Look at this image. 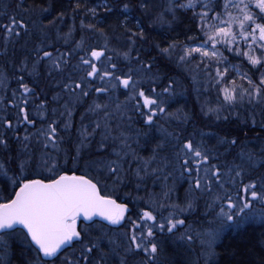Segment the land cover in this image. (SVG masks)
<instances>
[{
    "label": "snow or ice",
    "instance_id": "snow-or-ice-1",
    "mask_svg": "<svg viewBox=\"0 0 264 264\" xmlns=\"http://www.w3.org/2000/svg\"><path fill=\"white\" fill-rule=\"evenodd\" d=\"M13 2L0 6V264H163L168 244L179 264H218L226 232L264 226V0ZM78 13L102 44L75 40ZM173 70L208 131L173 110Z\"/></svg>",
    "mask_w": 264,
    "mask_h": 264
},
{
    "label": "trees",
    "instance_id": "trees-1",
    "mask_svg": "<svg viewBox=\"0 0 264 264\" xmlns=\"http://www.w3.org/2000/svg\"><path fill=\"white\" fill-rule=\"evenodd\" d=\"M31 2L32 0H29V3ZM37 2H40V0H37ZM74 2L75 0H51L53 7L56 8L57 10H63L64 8H67L70 3H74ZM115 2L116 0H113V3ZM5 3L12 4V7L14 8L13 0H0V6H3V4ZM90 5L91 4L89 3V6ZM44 6L47 7V0H45ZM11 10L12 9L10 8L9 11ZM102 12L103 11H101V13ZM53 15H55V13H53ZM116 18H117L116 15H107L105 19L106 20L105 23L107 22L114 23L116 21ZM80 19H83L82 13L77 14L76 21H75L76 33L74 34V38L77 41L81 37L79 34L80 28L78 26ZM3 22L6 23L7 21L4 20ZM44 23H47V20H45ZM72 24H73V21L71 19V13L69 10V16L66 18L65 23L59 26L61 33L62 34L67 33L69 30V27H71ZM180 31H181L180 28H176L175 35L179 33ZM85 32L88 33L90 36L91 32H88V31H85ZM152 36H154L157 40L170 38L167 35L161 36L159 32H153ZM53 39H55L54 32H53ZM102 43L103 42H101L100 44ZM61 44H62V41L57 43L56 46L61 47ZM66 47L67 46L61 47V50L62 51L65 50ZM17 55L19 58H22V55L19 52L17 53ZM0 67H8L9 71L11 72V66L4 64V58H0ZM39 73L40 75L37 77H34V79L40 80L41 88L44 89L45 92H47L48 94L47 98L50 100L51 96L54 95L56 91H58V87L55 83V80H50L48 78V70L45 65H42L40 67ZM170 74L177 75L180 80H186L185 75L182 73H179L178 70H173V72H171ZM56 79H59V77H56ZM10 87L15 88L17 87V85L13 82L10 85ZM189 89H192V90H190L189 92L188 90L187 91L185 90V97L180 99L178 104L173 105V110L181 106H183L185 110H192L193 112L197 113V117H196L197 126L200 128H203L205 131H208L209 129L205 127V124L210 123V121L208 120V118L201 119V117L199 116V104L196 101V95L193 94L194 91L192 87H189ZM38 93H39V90H38ZM121 99H123V96H121ZM37 103H39V101H37ZM77 174H80V173H77ZM186 188H187L186 184L183 185V188L178 187L177 194L181 198H183L184 189ZM128 190L130 189H126V191ZM155 191L159 192L160 189L156 188ZM199 211L201 213L204 211L202 206L199 209ZM198 218L199 217L197 216H193L192 219L194 221ZM173 248L174 246L172 244H168L165 246V251L161 254V257H160L161 260L163 261V264H174V262L172 261L174 259H177L176 253L177 252L179 253L180 251H176L175 253L171 252L167 254L168 250H172ZM217 252L220 253V256L218 257V264H261V261H264V228L259 223H251V224L241 225L239 229H233L229 232H226L217 244ZM134 259H140V257H137ZM181 260L183 259L180 258L179 262ZM179 262L177 264H179Z\"/></svg>",
    "mask_w": 264,
    "mask_h": 264
},
{
    "label": "bare ground",
    "instance_id": "bare-ground-1",
    "mask_svg": "<svg viewBox=\"0 0 264 264\" xmlns=\"http://www.w3.org/2000/svg\"><path fill=\"white\" fill-rule=\"evenodd\" d=\"M98 2V0H90L89 2H90V4L91 3H93V2ZM83 14V13H82ZM102 17V18H101ZM84 18V17H83ZM98 18H101V19H106V17L102 14L101 16H99ZM95 22V20L94 19H92V18H88V19H85V23H94ZM117 21H115L114 23H105V24H102V25H99V27L101 26V27H103V28H106L105 29V31H107L108 33H109V35H113V33L111 32V30L109 29V25H113L114 26V24L116 23ZM108 24V25H107ZM79 26V25H78ZM79 34H80V36L81 35H83V36H86V37H88L89 38V42L90 43H101V42H103L102 40H99V38H96L95 40L92 38L93 37V34L92 33H90V36H89V34L88 33H86L85 31H81V30H79ZM172 35H175V33H172ZM116 37H119V30H117V32H116V34H115V36H114V38H113V41H111V43H112V45H116L117 47H119V44H120V42H119V40L116 38ZM178 39H183V36H178L177 37ZM122 39V38H121ZM234 63H238V61H234ZM179 72V71H178ZM180 73V72H179ZM183 74V73H182ZM181 82H182V84H183V86H184V89L187 91L188 90V92L190 91V90H192V89H189V87H192L193 88V85H192V82H191V80L190 79H186V80H181ZM194 95H196L195 94V92L193 93ZM253 223H259V224H261L260 222H258V221H255V222H253ZM263 228H264V226H262ZM173 246H174V248L172 249V250H168V253L167 254H169V253H171V252H173V253H175L176 251H180L179 253L177 252L176 253V256H177V259H174L172 262H174V264H177L178 262H179V260H180V258L181 259H184V256L181 254L182 252H184V249L182 248V247H180V246H177V244H172ZM174 250V251H173ZM170 251V252H169ZM167 257V256H166ZM183 257V258H182Z\"/></svg>",
    "mask_w": 264,
    "mask_h": 264
},
{
    "label": "rangeland",
    "instance_id": "rangeland-1",
    "mask_svg": "<svg viewBox=\"0 0 264 264\" xmlns=\"http://www.w3.org/2000/svg\"><path fill=\"white\" fill-rule=\"evenodd\" d=\"M90 0H87V2H88V4L90 3L89 2ZM104 3V0H98V2H93V3H91V5L90 6H94V5H100V4H103ZM101 11H103L102 10V8H98V12H101ZM99 17V16H98ZM96 18V19H101V18ZM121 18H123V17H120V19ZM116 21H117V18H116ZM112 41H113V39H112ZM113 46H115V47H117L116 45H113ZM119 47H121V44H119ZM239 63V62H238ZM243 225H245V224H243Z\"/></svg>",
    "mask_w": 264,
    "mask_h": 264
}]
</instances>
